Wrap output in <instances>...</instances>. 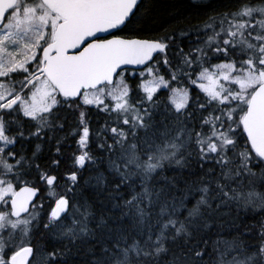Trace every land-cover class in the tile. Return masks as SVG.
I'll use <instances>...</instances> for the list:
<instances>
[{"label": "snow or ice", "instance_id": "1", "mask_svg": "<svg viewBox=\"0 0 264 264\" xmlns=\"http://www.w3.org/2000/svg\"><path fill=\"white\" fill-rule=\"evenodd\" d=\"M140 6L0 0V264H264V0Z\"/></svg>", "mask_w": 264, "mask_h": 264}, {"label": "trees", "instance_id": "2", "mask_svg": "<svg viewBox=\"0 0 264 264\" xmlns=\"http://www.w3.org/2000/svg\"><path fill=\"white\" fill-rule=\"evenodd\" d=\"M192 0H141V6L135 13L136 17L142 21L143 27L137 29L133 25H129L126 30L121 32V35L124 37H141L146 38L151 34L163 33L165 30L172 31L176 28H182L185 26V17L190 15L189 12L192 10L188 7V4ZM195 14V13H193ZM190 39H195L191 37ZM185 48L188 47L187 41L182 42ZM129 72L133 69L128 68ZM161 74L163 72L161 71ZM127 75V74H126ZM129 79H136L134 76H129ZM99 119L100 123L103 124L104 120L107 119L106 116H93V120ZM93 126H96L95 124ZM63 135V133H59ZM71 143V141H69ZM44 153H47L48 146L45 145L42 148ZM100 171L103 172L104 168L101 166ZM107 175V173H105ZM85 178L91 177V184L96 183L95 177L97 172L95 171H85ZM249 223L253 222L252 220L248 221ZM213 231H219L218 229H213ZM223 235L213 236L212 239H231V236L228 235V226L225 225Z\"/></svg>", "mask_w": 264, "mask_h": 264}, {"label": "water", "instance_id": "3", "mask_svg": "<svg viewBox=\"0 0 264 264\" xmlns=\"http://www.w3.org/2000/svg\"><path fill=\"white\" fill-rule=\"evenodd\" d=\"M92 5L83 15L82 27L84 29H95L103 26L108 22L107 14L110 11V6L116 3V0H88ZM124 37V36H123ZM127 39L141 38V37H124ZM97 47L104 49V45ZM155 55V54H154ZM141 66H128V68L140 69Z\"/></svg>", "mask_w": 264, "mask_h": 264}, {"label": "rangeland", "instance_id": "4", "mask_svg": "<svg viewBox=\"0 0 264 264\" xmlns=\"http://www.w3.org/2000/svg\"><path fill=\"white\" fill-rule=\"evenodd\" d=\"M148 79H150L151 77H147Z\"/></svg>", "mask_w": 264, "mask_h": 264}]
</instances>
